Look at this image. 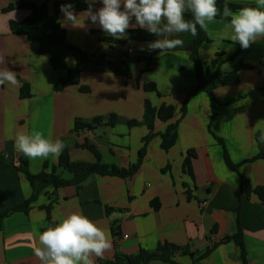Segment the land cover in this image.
Masks as SVG:
<instances>
[{
	"label": "crops",
	"instance_id": "obj_1",
	"mask_svg": "<svg viewBox=\"0 0 264 264\" xmlns=\"http://www.w3.org/2000/svg\"><path fill=\"white\" fill-rule=\"evenodd\" d=\"M15 1L0 0V58L4 60L0 70L16 72L20 81L16 87L0 86V212L22 204L32 194L30 184L17 169L23 156L14 148L13 137L18 132L36 130L45 138L62 140L73 162H96L95 156L82 148L90 142L104 164L128 169L139 161L143 140L149 135L146 126L130 127L128 121H142L146 101L155 109L172 106L175 112L167 122L156 119L155 136L145 146L138 170L130 178L95 174L79 187H50L31 204L28 213L6 217L0 232V264H41L34 249L40 246L39 235L48 226L45 207L49 204L52 225L71 213L82 212L110 235L111 247L103 259L93 254L90 264H103L117 255H135L141 249L154 251L162 244L187 248L198 255L210 251L199 261H194L198 255L176 253L173 261L177 264H244L240 247L232 239L239 230L247 264H264V202L254 193L242 194L240 178V174L245 176L252 188L264 187V160L250 161L264 148V38L242 49L230 39L228 21L216 19L209 24L205 32L210 42L200 46L199 60L214 62L222 73L232 72L237 63L248 68L238 72L236 85L215 90L218 103L213 119L206 93L192 97L182 117L186 96L197 84L188 51L195 39L191 33L179 35L184 40L182 47L160 55L159 50L149 51L147 45L161 37L134 41L129 32L141 29L137 26L127 31L126 38L116 39L92 25L87 11L75 12L88 27H63L67 40L95 58L82 66L79 85L56 92L54 87L76 67V60L67 59L55 68L48 56L38 53L36 43L13 34L11 22H21L29 15L21 9L4 12ZM29 1L47 4L52 13L56 2L68 0ZM84 1L93 11L102 7L100 0ZM227 1L257 7L256 0ZM62 21L61 13L60 24ZM132 22L135 24L134 19ZM129 49L134 56L128 55ZM101 54L107 55V63H99ZM142 56L157 60V66L146 70V62H135L129 80L115 75L116 69L124 67L126 57ZM24 84L29 85L30 96L21 98ZM145 84H154L156 91H144ZM110 115L120 118L112 127L72 132L76 119L90 121ZM176 123L177 141L165 151L161 135ZM190 152L188 170L184 161ZM225 152L234 164H241L239 172L227 167ZM27 160L30 172L38 174L44 164L50 172L59 157ZM57 173L68 181L73 178L61 168Z\"/></svg>",
	"mask_w": 264,
	"mask_h": 264
},
{
	"label": "trees",
	"instance_id": "obj_2",
	"mask_svg": "<svg viewBox=\"0 0 264 264\" xmlns=\"http://www.w3.org/2000/svg\"><path fill=\"white\" fill-rule=\"evenodd\" d=\"M228 2V1H227ZM71 3L73 5L74 12H85L91 9L92 5L85 2L84 0H68L64 2H56L53 6V12H50V9L47 4L36 5L29 0H16L14 3L10 4L4 12H9L15 9L26 10L29 12V15L21 22H11L10 28L13 34L18 36H24L28 41L36 43L38 45V53L40 55H45L49 57V61L53 67H58L67 59L73 58L76 60V67L69 69L65 79H62L59 84L54 87L56 92L63 91L64 89L77 86L80 84L82 66L86 63L94 61L95 56L89 54L78 47L70 44L67 40L66 30L61 27L59 22V15L61 14L60 7L62 4ZM225 0H217V6L223 10ZM228 6L235 12L240 8L248 6H240L228 2ZM190 19L191 13H185ZM134 19V18H133ZM216 19L222 21H228L230 18H223L218 16ZM198 35L195 36V39L188 51L190 54V60L194 65L195 76L197 79V84L194 89L186 96L185 102L181 109L182 117L186 113V105L188 101L200 94L206 93L210 97L211 109H212V119L216 114L215 106L218 101L215 96V90L219 87H227L231 85H236L239 81L238 72L248 68V66L237 63L235 68L230 73H222L220 67L216 66L214 62L207 64L202 63L198 58L199 48L204 43H209L210 39L206 34L205 30H202L197 26ZM130 39L137 42H149L152 40L153 34L148 33L146 30L138 29L130 31ZM108 42L122 43L120 40L108 39ZM108 57L106 54H101L99 63H107ZM135 62H146L147 68L149 70L157 66V60L150 57H139V58H129L126 57L124 61V67L121 69H116L115 75L122 77L126 80L131 78V65ZM144 91H156L154 84H145L143 85ZM82 92H88V88H81ZM29 85L24 84L21 89V98L29 97ZM175 108L172 106H161L159 109H155L151 104L146 101L144 107V116L142 121H128L130 127L134 126H146L149 130V135L146 136L143 140L144 146L140 150V159L139 161L129 167L128 169H118L114 166H109L102 162V157L97 148L90 142H86L82 145V148L90 151L96 158L95 163L87 162H73L69 156L68 146L63 150L59 156L57 166H53L50 172H47L46 168L48 164H44L43 170L38 174H32L29 169V164L27 158L23 155L20 156L18 171L24 174L26 180L30 184L32 194L31 196L22 204L14 206L4 212H0V232L2 230L3 220L16 212L28 213L31 208V204L35 202L39 195L47 188H53L54 190L65 188L69 186L79 187L83 182H85L92 175H99L102 177H119L123 179L130 178L138 170L139 164L145 154V146L147 143L155 136L153 134L155 128V121L159 119L162 122L169 121L174 116ZM120 121V118L116 115H110L107 118L97 117L90 121H84L76 119L74 122V128L72 132H78L79 130L92 131L100 126H114ZM177 127L178 124H171L167 127L165 133L161 135L162 143L161 147L165 151H168L177 141ZM193 153H189L188 157L184 161V167L190 170V161L189 156H192ZM257 159L264 160V148H261L260 152L252 158L250 161ZM225 161L227 167L234 171L239 172V167L241 164H234L228 153L225 152ZM61 168L63 171L68 172L72 175L71 180H65L60 174L57 173V170ZM241 178V193L250 195L251 193L256 194L259 199L264 202V187L252 188L249 180L240 174ZM52 205L49 204L45 207L47 213L48 226L52 225L50 219ZM47 226V227H48ZM46 230V229H45ZM232 239L240 247L243 263L247 264L246 261V252L244 244L242 242L241 231L239 230ZM176 253H180L183 256L190 255L195 257L197 253L191 252L187 248H179L170 244H162L157 247L154 251H147L141 249L135 255H117L112 260L104 262L103 264H150L154 261H159L168 264H177L173 261V256ZM210 251L199 254L194 258V261H199L204 259L209 255Z\"/></svg>",
	"mask_w": 264,
	"mask_h": 264
},
{
	"label": "clouds",
	"instance_id": "obj_3",
	"mask_svg": "<svg viewBox=\"0 0 264 264\" xmlns=\"http://www.w3.org/2000/svg\"><path fill=\"white\" fill-rule=\"evenodd\" d=\"M102 7L87 11V19L98 25L106 34L116 39L126 38L127 31L139 27L148 33L161 37L147 45L149 51L159 50L160 55L182 47L181 33L198 35L197 26L207 30L218 16L230 18L227 29L230 39L248 49L258 39L264 38V0H256L257 7H243L233 11L225 0L223 10L217 0H100ZM61 27L87 28L71 3L62 4ZM191 13V19L185 18ZM133 18L135 24H133ZM176 37V38H170ZM143 50V49H142ZM0 58V63H3ZM19 86L16 72L5 68L0 70V86ZM14 148L29 160L58 158L67 145L60 139L45 138L40 131L30 134L23 131L14 137ZM39 247L34 254L41 264H90L89 257L103 259L105 250L111 247L110 235L101 230L82 212H74L48 226L39 235Z\"/></svg>",
	"mask_w": 264,
	"mask_h": 264
},
{
	"label": "built area",
	"instance_id": "obj_4",
	"mask_svg": "<svg viewBox=\"0 0 264 264\" xmlns=\"http://www.w3.org/2000/svg\"><path fill=\"white\" fill-rule=\"evenodd\" d=\"M134 54H135V52L133 50H131V49L128 50V55L134 56ZM125 238H127V237L125 236Z\"/></svg>",
	"mask_w": 264,
	"mask_h": 264
}]
</instances>
